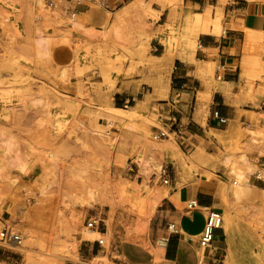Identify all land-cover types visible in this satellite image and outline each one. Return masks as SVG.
I'll list each match as a JSON object with an SVG mask.
<instances>
[{
	"label": "rangeland",
	"instance_id": "1",
	"mask_svg": "<svg viewBox=\"0 0 264 264\" xmlns=\"http://www.w3.org/2000/svg\"><path fill=\"white\" fill-rule=\"evenodd\" d=\"M46 1L0 0V230L9 225L23 233L24 244L30 235L34 242L31 250L0 245V264H92L95 256L97 264H125L119 255L130 243L151 252L154 264L165 263L156 242L175 220L168 204L174 184L159 178L167 162L157 149L173 141L195 185H218L214 208L238 230L234 259L246 248L240 264H248L246 257L264 264V125L231 123L229 132L211 133L218 167L191 160L208 154L189 153L177 135L154 142L153 109L169 98L154 99V80L170 88L172 71L153 57L166 33L153 10L159 0H139L137 8L136 0H88L72 27L74 0H54L53 8ZM169 3L176 9L182 0ZM174 45L172 37L167 46ZM144 88L147 108L136 112ZM116 93L136 101L116 112ZM258 109L264 118V107ZM108 121L119 129L113 139L104 136ZM238 174L257 188L253 200H229ZM172 199L182 212L185 204ZM94 216L101 221L96 233L87 228ZM200 224L195 217L185 227ZM90 247L98 253L88 254Z\"/></svg>",
	"mask_w": 264,
	"mask_h": 264
},
{
	"label": "crops",
	"instance_id": "2",
	"mask_svg": "<svg viewBox=\"0 0 264 264\" xmlns=\"http://www.w3.org/2000/svg\"><path fill=\"white\" fill-rule=\"evenodd\" d=\"M124 1L112 0V3L120 4ZM171 1L159 0L153 4V10L159 13L158 28L166 30L164 36L158 39V46L154 47L153 57L162 60V66L166 70L175 65L179 68L170 72V88L168 81L159 78L154 80V99L162 100L165 95L169 98L167 102H159L153 113L159 124L162 115L172 111L171 99L176 93H180V100L174 111L183 126L179 137L186 142L189 153L194 154L198 149L201 153L206 151L208 161L218 167L213 157L219 153L215 150L216 144H211V133L229 132L233 129L231 123L234 126H251L257 123L264 125V118L258 109L264 107V0H182V4L179 3L176 9L170 5ZM82 7L78 8V15ZM257 33L263 38L256 44L251 40V35ZM172 37L183 38L184 48L170 49L167 45ZM163 40L166 42L163 43ZM221 65L225 66L224 79L217 81L216 69ZM143 93L139 103L142 105L136 103L132 106L136 112H143L147 108L146 92L143 90ZM121 94L115 95V108H130L127 104L136 101V98H132L131 94L120 97ZM216 111L228 119L226 125H222L214 116ZM153 129L155 131V126ZM146 133L147 129L142 126L140 134ZM169 145L170 143L164 144L163 148ZM197 155L201 156L200 153ZM165 160L172 170L174 184L170 198L176 197L180 204L185 205L188 200L197 198L203 207L216 209L214 206L218 204L220 191L215 182L203 180L195 185L194 180L190 179V171L183 168V163L186 164L187 161L179 152H171L170 149L165 154ZM182 180L186 184L179 187ZM170 198L168 204L173 209V222L180 227V234L171 236L163 264H193L195 259L199 264L202 250L198 242L206 212H181ZM195 217L200 219V226L194 230L187 229L186 221L192 222ZM218 240L221 244H217ZM128 249L130 250L118 251L125 264H154L155 257L151 252L140 249L133 243L128 245ZM86 252L93 255L98 253L96 247H90ZM211 252L214 264L243 263V253L240 250L237 251L236 259L229 261L224 227L216 231Z\"/></svg>",
	"mask_w": 264,
	"mask_h": 264
},
{
	"label": "built area",
	"instance_id": "3",
	"mask_svg": "<svg viewBox=\"0 0 264 264\" xmlns=\"http://www.w3.org/2000/svg\"><path fill=\"white\" fill-rule=\"evenodd\" d=\"M88 0H74V7L69 12V20L71 27L76 22L78 18V8L86 5ZM46 4L49 8L55 6L54 0H47ZM178 66H174V71L178 70ZM225 66L221 65L216 69V80L222 81L224 79ZM144 92L146 89L144 88ZM180 93H176L174 98L170 101V106L172 111L162 115L160 123L155 126V131L152 135V140L154 142H160L163 140L170 139L171 135H182L183 126L180 118L174 113L175 106L179 103ZM128 105V104H127ZM129 106V105H128ZM127 107V106H126ZM214 116L219 120L222 125L228 123V119L221 116L218 111L214 113ZM106 130L104 136L107 138H113L119 131L117 124L113 121H108L106 123ZM158 175L160 180H162L165 186H170L172 184V170L170 166L162 164L159 167ZM237 181L234 182V185ZM185 213L193 214L196 211H205V224L202 233L199 237V247L202 250V255L199 264H214L211 255L213 244L215 241L216 231L223 229L224 216L223 213L218 209L203 207L197 198H192L186 202ZM100 219L97 217H92L88 221L87 228L91 231H98L100 229ZM180 227L176 222H170L167 226V233L159 237L156 244L160 249L167 250L171 236L179 235ZM104 236V233H101ZM25 236L21 231L12 228L9 225L4 224L3 228L0 230V245L8 248H22L24 244ZM97 244L100 247H105L106 241L104 238L97 240Z\"/></svg>",
	"mask_w": 264,
	"mask_h": 264
},
{
	"label": "bare ground",
	"instance_id": "4",
	"mask_svg": "<svg viewBox=\"0 0 264 264\" xmlns=\"http://www.w3.org/2000/svg\"><path fill=\"white\" fill-rule=\"evenodd\" d=\"M138 3H140L139 0H136V3L132 6V8H137L138 6ZM176 17V16H175ZM177 18V17H176ZM213 18V17H212ZM164 26V25H163ZM219 26V24L217 25ZM204 28V27H203ZM216 29V28H215ZM222 29V28H221ZM165 30V29H164ZM163 30V31H164ZM206 31V30H205ZM215 31V30H214ZM247 31V30H246ZM251 32V31H250ZM262 33V32H261ZM261 34H255V35H251V40L254 42V43H258L262 40L263 36H260ZM175 45L174 47L177 48V49H182L184 48V39L181 38V37H175ZM250 41V40H249ZM263 42V41H262ZM250 43V42H249ZM251 44V43H250ZM86 50V48H85ZM179 52V51H178ZM98 54V53H97ZM247 56V55H245ZM161 57V56H160ZM159 57V58H160ZM158 58H156L157 60ZM250 67V65H248ZM165 69V68H164ZM173 69V68H172ZM172 76V75H171ZM167 79V78H166ZM111 86V85H110ZM169 92V91H168ZM142 105V104H139V106ZM114 110L119 111V109H116V108H112ZM113 110V111H114ZM136 115V114H135ZM138 116V115H137ZM136 118V117H134ZM95 134L99 133L98 130H95L94 132ZM100 134V133H99ZM94 135V134H93ZM101 135V134H100ZM111 139V138H110ZM113 139V138H112ZM115 139V138H114ZM117 139V138H116ZM114 141V140H113ZM110 146V145H108ZM111 147V146H110ZM171 149V152H178L177 151V147L175 145V141L171 142L169 146L165 147V148H162V149H157L159 152H161V154H163L165 156V154ZM153 150H156V149H153ZM181 151V150H180ZM183 156V155H182ZM189 157V156H188ZM171 159V158H170ZM186 159V158H185ZM191 160H195V161H205L206 162L208 161L207 157L205 156H198V155H195L194 157L190 158ZM172 160V159H171ZM188 162V161H187ZM187 162L186 164L183 163V168L185 169L187 167ZM193 162V161H192ZM25 165V164H24ZM23 165V166H24ZM20 168H22L21 166H19ZM189 167V166H188ZM253 169V168H252ZM22 170V169H21ZM250 171V170H249ZM236 171L233 169L232 170V173H235ZM238 177L241 181V183L239 184V182H237L236 184V187L234 186L232 188V192L231 194L229 195V200H238V201H241L242 199H249V200H253L255 197H254V194L255 192H257V188L254 187V186H251L249 185V177H247L246 175L244 174H238ZM186 182H184L183 180L180 182V185L179 187L185 185ZM183 190V188H182ZM262 191H264V189H262ZM184 194V193H183ZM181 195V194H180ZM179 197V195H177ZM184 196V195H183ZM183 198V197H182ZM175 199V198H174ZM172 199V200H174ZM175 201V200H174ZM135 205V204H133ZM216 206H220V204H217ZM135 207V206H134ZM182 207V206H180ZM146 213V212H145ZM141 214V213H140ZM144 214V213H143ZM146 216V215H145ZM144 216V217H145ZM224 229L226 231V234L228 236V239H227V242L230 246V249H229V258L231 260H234V257H235V251L236 249L238 248L239 246V240L237 238V233H238V230L236 228V225L233 223V222H229L228 224H224ZM97 231H94V233H96ZM107 235V234H105ZM95 236V235H94ZM34 247V242H33V236L30 235L28 237V240L26 241V243L24 244V246L21 248L22 250H31L33 249ZM20 249V248H19ZM244 252L246 253V248L243 250V254ZM255 252V251H254ZM254 256V255H253ZM65 258V257H63ZM245 258V257H244ZM101 259L100 256H95L94 258V263L92 264H97L96 262L99 261ZM246 260L248 261V264H256V262L258 263L259 261L257 260V258H252V257H246ZM261 263V262H260ZM45 264H48V263H45ZM91 264V263H89Z\"/></svg>",
	"mask_w": 264,
	"mask_h": 264
}]
</instances>
